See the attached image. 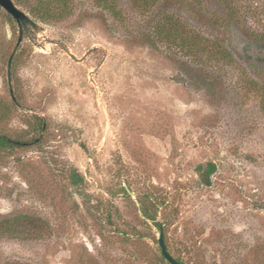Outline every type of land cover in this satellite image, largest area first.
Instances as JSON below:
<instances>
[{
  "label": "rangeland",
  "instance_id": "1",
  "mask_svg": "<svg viewBox=\"0 0 264 264\" xmlns=\"http://www.w3.org/2000/svg\"><path fill=\"white\" fill-rule=\"evenodd\" d=\"M12 1L37 25L0 7V264H170L157 223L182 264H264V57L217 0Z\"/></svg>",
  "mask_w": 264,
  "mask_h": 264
},
{
  "label": "trees",
  "instance_id": "2",
  "mask_svg": "<svg viewBox=\"0 0 264 264\" xmlns=\"http://www.w3.org/2000/svg\"><path fill=\"white\" fill-rule=\"evenodd\" d=\"M101 4L105 6L110 5V0H98ZM158 0H144L142 6H147L150 4H155ZM200 7L203 6L202 0H195ZM70 0H36V5L32 13L34 16L38 17L43 21L51 20L52 18L56 20H62L64 18L66 9L68 8ZM218 7H221L222 15L220 18L213 20L214 22H219L221 20L224 24L237 23L240 25L243 33L253 38L260 49L257 51L258 57H264V0H217ZM112 5V3H111ZM10 15V14H9ZM166 16V15H165ZM220 22V23H221ZM251 57V56H250ZM19 144L18 140L11 139L8 136L0 135V147H12ZM199 170L203 169V165H198ZM205 173L202 174L204 177V182H209V174L215 170V165L211 162L206 164ZM83 177L76 171L72 169L71 172V182L75 185L82 182ZM144 215L148 219H154L144 209ZM159 226V224L157 223ZM181 263V262H180Z\"/></svg>",
  "mask_w": 264,
  "mask_h": 264
},
{
  "label": "water",
  "instance_id": "3",
  "mask_svg": "<svg viewBox=\"0 0 264 264\" xmlns=\"http://www.w3.org/2000/svg\"><path fill=\"white\" fill-rule=\"evenodd\" d=\"M0 7L3 8L8 14H10L16 21L19 27L18 43L21 41L22 33L28 28V26L36 27L37 23L34 21L25 11L20 9L14 4L12 0H0ZM158 245L163 257L170 264H179V262L170 254L163 237L162 225L158 230Z\"/></svg>",
  "mask_w": 264,
  "mask_h": 264
},
{
  "label": "flooded vegetation",
  "instance_id": "4",
  "mask_svg": "<svg viewBox=\"0 0 264 264\" xmlns=\"http://www.w3.org/2000/svg\"><path fill=\"white\" fill-rule=\"evenodd\" d=\"M159 227H160V225H159ZM162 231H163V230H162ZM162 256H163V255H162ZM177 261H178V260H177ZM178 262H179V261H178ZM179 264H182V263L179 262Z\"/></svg>",
  "mask_w": 264,
  "mask_h": 264
}]
</instances>
